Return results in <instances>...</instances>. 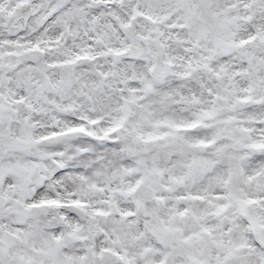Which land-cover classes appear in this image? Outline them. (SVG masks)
<instances>
[{
    "label": "snow or ice",
    "instance_id": "obj_1",
    "mask_svg": "<svg viewBox=\"0 0 264 264\" xmlns=\"http://www.w3.org/2000/svg\"><path fill=\"white\" fill-rule=\"evenodd\" d=\"M0 264H264V0H0Z\"/></svg>",
    "mask_w": 264,
    "mask_h": 264
}]
</instances>
